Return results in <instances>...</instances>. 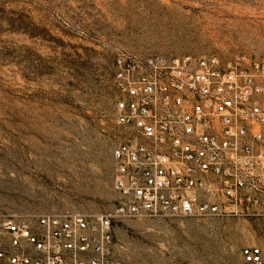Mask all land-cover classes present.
Here are the masks:
<instances>
[{
    "label": "rangeland",
    "instance_id": "obj_1",
    "mask_svg": "<svg viewBox=\"0 0 264 264\" xmlns=\"http://www.w3.org/2000/svg\"><path fill=\"white\" fill-rule=\"evenodd\" d=\"M264 58V0H0V214L115 205L114 55ZM120 264H241L264 214L120 216Z\"/></svg>",
    "mask_w": 264,
    "mask_h": 264
},
{
    "label": "built area",
    "instance_id": "obj_2",
    "mask_svg": "<svg viewBox=\"0 0 264 264\" xmlns=\"http://www.w3.org/2000/svg\"><path fill=\"white\" fill-rule=\"evenodd\" d=\"M110 210L0 214V264H120V216L264 214V58L118 50ZM264 264V241L241 248Z\"/></svg>",
    "mask_w": 264,
    "mask_h": 264
}]
</instances>
